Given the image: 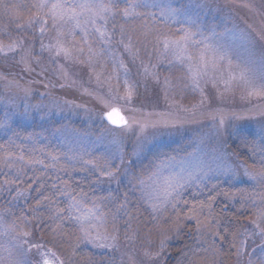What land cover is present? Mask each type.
<instances>
[{
  "label": "rangeland",
  "instance_id": "374dc122",
  "mask_svg": "<svg viewBox=\"0 0 264 264\" xmlns=\"http://www.w3.org/2000/svg\"><path fill=\"white\" fill-rule=\"evenodd\" d=\"M53 2L56 0H0V64L25 66V81L36 77L80 87L98 105L83 109L71 101L54 100L44 91H33L32 86L8 83L6 75H0V138L8 140L14 127L33 128L43 135L48 132L55 138L62 159L77 169L72 207L78 210L76 235L86 255L79 260L76 249L66 251L59 242L36 239L30 224L6 220L14 209H4L3 204L0 264H43L45 259L49 264L264 261V235L260 234L264 218L258 215L264 209V166L251 161L246 165L237 159L227 145L232 137L226 134L237 128L246 133L242 138L249 139L254 162H264V153L256 154L252 147L261 145L258 147L264 151V98L248 96L262 82L256 80L252 86L228 82L230 74L239 70L237 56L264 55V0H143L147 6L136 9L141 15L135 19L126 21L116 15L107 23L92 24L85 12L55 28L49 19L41 34L40 21L47 9L38 5ZM63 2L71 5L89 0ZM126 6L125 0L116 5L119 9ZM96 28L104 32L103 37ZM186 33L193 35L184 47ZM156 35L180 42L179 46L165 49L162 42H156ZM129 36L132 44L126 48ZM13 45L15 50H9ZM57 46L67 52L57 55ZM222 52L228 55L221 62ZM195 72L200 74L198 79H193ZM112 107L126 116L125 126L105 122L103 114ZM17 160L6 168L17 173L24 169L19 179L28 180V164L22 163L24 158ZM177 180L182 187L175 209L169 206L157 215L150 197ZM15 186L7 188L12 193L8 200L28 189L38 193L37 188ZM33 197L21 207L37 215L39 198ZM209 198H219L227 206H223L219 224L216 217L210 219L202 212ZM25 215L24 211L21 217ZM223 222L232 225L227 233ZM82 228L88 230V239ZM98 235L108 239L96 240ZM229 236L233 246L224 242L225 249L219 248ZM38 242L41 247L34 249ZM184 250H192V255L187 251L181 258ZM171 251H180L179 258L167 263ZM157 252L159 256L151 255ZM91 255L95 258L88 259Z\"/></svg>",
  "mask_w": 264,
  "mask_h": 264
},
{
  "label": "trees",
  "instance_id": "16d2710c",
  "mask_svg": "<svg viewBox=\"0 0 264 264\" xmlns=\"http://www.w3.org/2000/svg\"><path fill=\"white\" fill-rule=\"evenodd\" d=\"M238 9L243 13L244 10L242 11L241 7ZM243 14L246 13L244 12ZM3 65L0 64V75H6L8 83L12 81L14 84H24L29 88L32 86L31 89L33 91L37 90L41 93L44 91L48 97H52L54 100L59 99L71 101L80 105L83 109H89L92 105L97 107L98 105L97 100L80 87L71 84L64 85L65 83L60 81L49 82L46 79L43 80L36 77H27L28 80L25 81V77H23L25 74V66L19 63L10 64L9 66ZM8 75L10 77H8ZM12 75L14 76V79H11ZM228 133L234 134L232 136ZM226 134H228L230 138L236 137L235 141L232 140V138L229 141L227 140V145L231 151H233L237 159L246 165L251 161L253 164H263L261 167L264 166V162L262 161L254 162L256 159L252 158L250 153V145L248 144L250 141L247 138L244 140L242 138L243 134L246 133L239 131V128H237L235 131H228ZM249 137L252 138L251 135H249ZM3 139H5V137L0 138V215L3 209V204L5 205L4 209H14L9 212L11 216H9V213L6 215V220L11 221L12 224L16 225L17 223L18 225H24V221L26 220L28 221L27 224L31 225V231L36 239L41 237L42 239L48 238L51 242H59L61 245V247H59L66 251L76 249L77 258L79 260L84 259L86 254L80 249L82 245H80V239L76 235L77 224L74 220V217L78 215V210L72 207V202L75 199V192L72 191V187L78 185V182L76 181V178H78L77 169L69 166L68 163L62 159L60 153L57 151V142L55 138H52L51 133L47 132V134L43 135L39 130H33V128L22 130L14 127L12 136L8 140L5 139L6 141ZM258 146L261 145L256 144L255 146H252L254 150L258 152L256 154L264 153L263 147L260 150ZM25 155L29 158L25 157ZM18 157H23L25 161H22V163L28 164V166H26L27 171L30 173L28 180L19 179L20 175L24 174V169L17 173L14 169L8 170L6 168V164H15L16 162L11 160H17ZM53 157L55 159H53ZM35 161H42L43 163H34ZM257 166L260 168L259 165ZM26 182H28V185H26ZM14 183L17 184V186L19 185V188L29 186V183H31L29 188H37L40 189V191L36 195L33 190L28 189V191H24V195L27 194L25 198H23V195L21 196L23 199L18 200V196H15L14 200L11 201L8 200L7 197L11 196L12 193L8 192L10 189L7 188H17ZM53 185H55V187H53ZM33 195L37 196V198H39L38 201H42L41 203H43L38 206L36 210L37 215L28 208L24 207L22 209L21 207V204H26L30 197L34 198ZM45 197H47V199H44ZM201 200H204V198ZM198 201L200 200H195V202ZM221 202L222 201L219 198H214L212 200L209 198L205 208L203 206L202 209L204 214H209V217L211 216L210 219L216 217L217 224H219L220 220L223 218V209L227 207L225 204L221 205ZM221 206L222 209L220 210ZM210 209H212V211L214 210V213L210 211ZM24 211L26 212V218L21 217V214ZM177 218L178 221L181 220V216H178ZM231 228L232 225L230 226L227 222H223V229L226 233L230 231ZM230 237L231 236H229V238L225 237L219 245V248L224 247L225 249V244L227 242L228 244L231 243L232 247L234 240H231ZM47 241L49 242V240L46 239L45 242ZM36 245H39V242ZM34 249H37V247H34ZM189 251L190 250L182 251L181 258L183 254L186 252L189 253ZM171 252L172 256L168 257L169 259L167 260V263L175 256H178L179 258L180 251ZM192 252L193 251L191 250L189 254L192 255ZM90 258L94 259L95 257L92 255L88 256V259ZM84 264H86V260L84 261Z\"/></svg>",
  "mask_w": 264,
  "mask_h": 264
},
{
  "label": "snow or ice",
  "instance_id": "6c2138e0",
  "mask_svg": "<svg viewBox=\"0 0 264 264\" xmlns=\"http://www.w3.org/2000/svg\"><path fill=\"white\" fill-rule=\"evenodd\" d=\"M120 2V0H89V2L85 3H76V4H66L63 2V0H56V2L51 3L50 5L48 3H42L38 5L40 9H47V11L44 13V19L40 21L41 23V34H43L44 28L47 26L49 19L52 21V25L55 28L58 23L63 24L66 22H71L73 19H77L80 15L87 12L90 14L89 23L95 24L97 21H104L107 23L109 18H112L116 15L121 16L123 19L130 20L135 19L139 17L141 14L136 11L137 8L140 7H146L143 3V0H125L127 6L124 9H119L116 7V5ZM77 9L80 11L78 12ZM171 14V13H170ZM79 26V25H77ZM95 32L100 33V35L103 37L104 32H101L99 28L95 29ZM60 33H58L59 35ZM121 34L123 36V29L121 30ZM148 34H151L149 32ZM191 33H186L184 37H182V40L184 42V47L187 46V42L192 39ZM155 40L157 43H163L165 49H167L170 45L173 46H179L180 42L177 41H171L167 36H161L156 35ZM129 44L125 45L126 48H129L132 44V37H128ZM86 43V41H85ZM45 47L42 45V48ZM16 45H13L10 47L9 50H15ZM60 51L67 52L66 49H63L59 46H57V55ZM82 51V50H81ZM228 55L227 52H222L218 59L219 61H223L226 56ZM217 57H214L213 67H216L215 60ZM237 59L239 63L236 65V68H238V72L234 71L230 74L229 77V83L231 81H237L239 83H242L246 86H252L256 80L261 81V87L259 89L252 88L248 92V96L251 97L253 95H257L259 97L264 98V55H261L259 58H256L254 54L250 53L248 57L241 59L239 56H237ZM201 62H203V57L201 58ZM229 68H232V61L229 59L228 61ZM191 72L192 70L189 69ZM199 72L193 73V79H198ZM125 87H128L127 81H125ZM128 97H131V91H128ZM105 116L107 120L112 125H126V121L124 120V117L120 115V110L112 107L110 111L105 113ZM222 123V122H221ZM23 159V157H21ZM53 159H55L53 157ZM34 163H43L42 161H35ZM104 175L111 176V173L105 172ZM182 179V178H181ZM55 187V185H53ZM182 187L181 181L177 180L174 183H168L167 186L162 190L158 191L157 195L150 197V200L152 201L151 207L152 211L156 213L157 215L161 214L162 211H166L169 206H171L173 209H175L176 205L174 201L179 196V189ZM39 192L40 189H37ZM24 193L18 192L17 196H23ZM44 199H47L45 197ZM40 201H37V205H40ZM35 211V209H34ZM258 215L261 218H264V209H260ZM25 224L28 223V221H24ZM258 226V225H257ZM259 227V226H258ZM82 232H84V238L88 239L89 234L88 230L81 229ZM260 234L264 235V229H260ZM28 233H24V236H27ZM96 240L99 239H105L107 240L108 237H100L99 235L95 237ZM112 239H115L113 236ZM161 248L164 245V241L161 240L160 242ZM100 247H111V245H105L100 244ZM33 247H41L40 245H34ZM50 251V250H49ZM243 253V249L240 250L239 254ZM52 255H55L52 253ZM145 255L148 256L150 253L145 252ZM153 256H159L160 253H154L151 254ZM43 264H49V261L45 259L43 261ZM251 264V262H249ZM260 264H264V261H261Z\"/></svg>",
  "mask_w": 264,
  "mask_h": 264
},
{
  "label": "water",
  "instance_id": "95a60500",
  "mask_svg": "<svg viewBox=\"0 0 264 264\" xmlns=\"http://www.w3.org/2000/svg\"><path fill=\"white\" fill-rule=\"evenodd\" d=\"M118 109V108H117ZM111 109H109L108 111H110ZM108 111H106V112H108ZM105 112V113H106ZM105 113L103 114V119L105 120V122L107 123V124H109L110 126H113V127H117V128H120V127H123V126H125V125H112L108 120H107V118H106V116H105ZM120 115H122L123 117H124V120L128 123V120H127V118H126V116H124V114L121 112V110H120ZM126 123V124H127Z\"/></svg>",
  "mask_w": 264,
  "mask_h": 264
}]
</instances>
